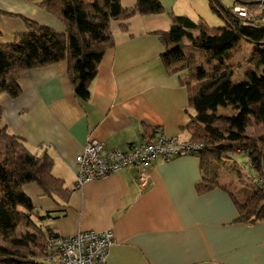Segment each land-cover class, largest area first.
I'll use <instances>...</instances> for the list:
<instances>
[{
  "label": "crops",
  "instance_id": "obj_1",
  "mask_svg": "<svg viewBox=\"0 0 264 264\" xmlns=\"http://www.w3.org/2000/svg\"><path fill=\"white\" fill-rule=\"evenodd\" d=\"M158 1L163 14L112 22L114 46L99 65L87 102L76 96L65 62L23 73L16 98L0 94L2 126L33 154L47 153L54 176L72 190L67 204L35 183L25 185L24 193L51 215L47 225L59 236L112 231L107 264H264V221L240 222L234 199L221 186L199 193L204 172L196 155L154 162L144 184L136 168H127L76 187L75 160L89 139L122 151L144 137L190 142L186 125L195 113L188 89L164 67L161 34L170 30L173 17L199 22L206 12L193 6L202 0ZM121 3L133 9L137 0ZM24 19L66 31L35 0H0L1 44L27 31ZM220 175L225 185L227 176Z\"/></svg>",
  "mask_w": 264,
  "mask_h": 264
},
{
  "label": "trees",
  "instance_id": "obj_2",
  "mask_svg": "<svg viewBox=\"0 0 264 264\" xmlns=\"http://www.w3.org/2000/svg\"><path fill=\"white\" fill-rule=\"evenodd\" d=\"M35 1L56 16L66 31L58 33L24 19L27 31L16 35L12 44L0 43V94L12 98L20 94L18 81L23 73L65 62L76 96L87 102L99 65L114 46L112 22L165 12L158 0H137L133 9H124L121 0ZM209 4L224 25L210 28L186 16L173 17L170 30L161 34L166 47L161 59L167 72L178 75L188 89L189 108L195 113L186 128L190 142L201 145L196 156L201 158L204 180L198 192L223 187L234 199L239 221L254 224L264 221V188L259 184L264 179V25L238 18L234 8L253 11L259 0H234L233 8L224 7L220 0ZM184 40L205 52L210 72L182 50ZM241 40L255 45L247 62L263 68V73L246 71L244 81L236 83L230 52ZM220 107L231 108L235 115H218ZM1 119L0 106V264H55L58 251L53 239L59 235L47 225L51 215L40 211L23 187L35 183L46 196L65 204L72 190L54 176L53 159L47 153L30 152L23 139L2 126ZM234 153L246 154L256 172V177H250L252 189L243 188L241 197L218 181L219 163Z\"/></svg>",
  "mask_w": 264,
  "mask_h": 264
},
{
  "label": "built area",
  "instance_id": "obj_3",
  "mask_svg": "<svg viewBox=\"0 0 264 264\" xmlns=\"http://www.w3.org/2000/svg\"><path fill=\"white\" fill-rule=\"evenodd\" d=\"M234 14L240 19H254L264 25V0L249 11L247 7L236 6ZM199 144L182 142L177 137H144L140 143H133L127 151L110 148L104 143L89 139L84 150L75 160V184L83 187L90 181H97L127 168H136L138 178L144 184L148 177V167L157 161H169L182 155H196ZM264 188V179L259 183ZM115 243L112 231H82L75 236H58L53 245L58 254L55 264H107L110 248Z\"/></svg>",
  "mask_w": 264,
  "mask_h": 264
},
{
  "label": "rangeland",
  "instance_id": "obj_4",
  "mask_svg": "<svg viewBox=\"0 0 264 264\" xmlns=\"http://www.w3.org/2000/svg\"><path fill=\"white\" fill-rule=\"evenodd\" d=\"M208 0H202V2H196L193 4L194 7L201 8L202 12H206L204 20H201L206 26L210 28H218L224 25L223 20L212 11L210 4L208 5ZM222 5L227 8L234 7V0H220ZM200 15H196L198 18ZM180 47L187 55L195 56L200 62L204 63V66L208 72L212 65L206 63V54L204 51L193 48L188 40H184L181 42ZM255 45L246 42L245 40H241L239 44L230 52V54L234 57L233 62L236 66L233 76V81L236 83L244 81L246 71L253 70L261 75L263 73V68L256 69L253 68L248 62V58L251 53L255 50ZM218 115L225 116H233L235 115V111L231 108H222L220 107L217 111ZM233 159L231 160L228 156H225L223 160L219 163L220 174L227 176L224 179V186H227L231 189V191L236 192L239 197H241L242 189L247 188L248 190L252 189L251 179L250 177H256V172L252 168L249 158L244 153H234L232 154ZM236 162V163H235ZM222 177H218L219 183H221ZM49 264H54L50 262Z\"/></svg>",
  "mask_w": 264,
  "mask_h": 264
}]
</instances>
